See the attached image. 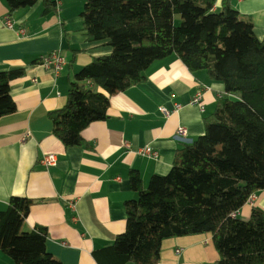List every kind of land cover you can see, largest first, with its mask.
Here are the masks:
<instances>
[{"label": "trees", "instance_id": "16d2710c", "mask_svg": "<svg viewBox=\"0 0 264 264\" xmlns=\"http://www.w3.org/2000/svg\"><path fill=\"white\" fill-rule=\"evenodd\" d=\"M10 13L37 0H4ZM44 10L54 7L42 0ZM84 0L87 41L110 47L73 76L65 104L48 113L65 148L83 144L81 131L107 117L109 97L144 78L156 59L177 55L190 71L223 83L204 132L179 147L165 175L142 188L129 171L136 199L125 203V230L94 249L99 264H156L164 238L209 232L218 264H264V211L233 215L264 189V41L232 0ZM176 18L178 22L175 23ZM22 69L0 71V116L15 110L9 82ZM31 199L11 196L0 211V250L13 264H61L46 248L47 230L23 232Z\"/></svg>", "mask_w": 264, "mask_h": 264}, {"label": "crops", "instance_id": "0c3cea01", "mask_svg": "<svg viewBox=\"0 0 264 264\" xmlns=\"http://www.w3.org/2000/svg\"><path fill=\"white\" fill-rule=\"evenodd\" d=\"M50 1V10L37 0L10 13L0 0V71L23 70L9 82L15 110L0 116V211L11 196L31 199L23 232L44 226L46 248L61 264H99L92 251L125 230V203L138 196L129 171L138 172L142 188L152 175L167 174L175 151L203 134V118L213 112L224 85L205 70L190 71L175 54L156 59L142 80L109 97L107 117L83 128L82 145L65 148L48 113L65 104L74 74L111 49L86 40L84 0ZM232 5L264 41V0H232ZM51 51L66 60L58 75L41 64V56ZM197 91L203 110L191 103ZM179 127L185 135H177ZM146 147L157 157L141 154ZM49 153L56 155L55 166L41 161ZM253 207L264 211V189L234 214L248 219ZM218 259L212 235L203 232L164 238L156 264H218ZM0 264H13L1 250Z\"/></svg>", "mask_w": 264, "mask_h": 264}, {"label": "built area", "instance_id": "2783aa9c", "mask_svg": "<svg viewBox=\"0 0 264 264\" xmlns=\"http://www.w3.org/2000/svg\"><path fill=\"white\" fill-rule=\"evenodd\" d=\"M5 23L8 27L13 26V22L11 21V19L8 16L5 17ZM40 60H41L42 66L45 67V69H51L55 75H58L60 73V71L62 70V68L66 62L64 56H62L57 51H51L49 53L42 55ZM191 103L198 105L200 107V109L203 110L200 91H197L194 94V96L191 99ZM176 106H178V105H176ZM162 111L165 114L168 113L167 110L164 108H162ZM185 132H186L185 129L182 127H179L177 129V135H185ZM140 152H141V154L146 155L148 157H152V158L157 157L156 151L152 150L150 147L143 148ZM41 161L45 166L52 167V166L56 165L57 158H56L55 154L49 153V154H44ZM233 215H235V214H233ZM178 252H179V249L177 250V253Z\"/></svg>", "mask_w": 264, "mask_h": 264}, {"label": "rangeland", "instance_id": "374dc122", "mask_svg": "<svg viewBox=\"0 0 264 264\" xmlns=\"http://www.w3.org/2000/svg\"><path fill=\"white\" fill-rule=\"evenodd\" d=\"M178 22V18H176V21H175V23H177Z\"/></svg>", "mask_w": 264, "mask_h": 264}]
</instances>
